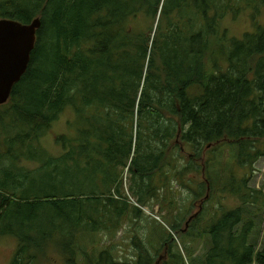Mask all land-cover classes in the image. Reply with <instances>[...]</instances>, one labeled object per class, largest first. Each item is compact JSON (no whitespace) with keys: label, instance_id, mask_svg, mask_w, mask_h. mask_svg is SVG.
<instances>
[{"label":"trees","instance_id":"trees-1","mask_svg":"<svg viewBox=\"0 0 264 264\" xmlns=\"http://www.w3.org/2000/svg\"><path fill=\"white\" fill-rule=\"evenodd\" d=\"M234 1L0 0V19H42L29 67L0 107V235L21 239L12 264L139 223L126 171L140 206L163 191L174 208L177 183L195 198L208 188L236 199L203 231L202 212L193 221L211 246L200 264H264L251 241L264 208V181L251 185L264 157V23L227 38L222 20L238 12ZM243 3L264 10V0ZM67 110L76 133L56 137L55 155L41 138ZM133 243L135 264L155 262L142 239ZM182 261L169 254L164 264ZM88 264L129 263L107 249Z\"/></svg>","mask_w":264,"mask_h":264},{"label":"rangeland","instance_id":"rangeland-1","mask_svg":"<svg viewBox=\"0 0 264 264\" xmlns=\"http://www.w3.org/2000/svg\"><path fill=\"white\" fill-rule=\"evenodd\" d=\"M233 8L238 12L228 13L222 20V29L227 38H241L245 32L255 28L256 23H264V10L253 9L249 5L241 4V0H235ZM234 12V11H232ZM223 62L225 58H223ZM1 107V105H0ZM77 124L75 113L67 110L55 122L46 136L41 138V144L50 150L51 153L60 154L63 148L57 144L58 135H74L76 129L70 127V124ZM207 150V149H206ZM27 168L38 167L36 161H23ZM127 171L125 172L126 175ZM238 173L242 174V169ZM124 175L125 194L129 196L130 202L138 205L142 209L141 220L139 223L126 222L118 231L109 234L106 232H87L74 240L72 246L66 240L61 245H52L49 249L38 254V259H34L32 264H71L74 259L76 264H88L92 259L98 260L102 251L110 249L113 257L121 263L135 264L138 260L139 249L133 243L138 236L143 240L148 250L155 256L153 264H164L170 255L182 256L181 264H200L206 257L211 246L209 238L202 232H198L194 225V220L198 218L199 213L203 219L200 221L199 228L203 231L206 228V222L209 216L217 210V206L227 204V207H235L237 200L231 197H223L216 191H209L208 188L198 198L190 191H186L181 185L174 184L171 192V200L174 202V208L168 206L170 194L160 191L158 201L151 200L148 205L140 206L137 198L132 196L129 189L130 176ZM3 180V179H1ZM264 181V157L256 163V169L253 173L251 185L260 188ZM163 194V196H162ZM222 207V206H221ZM208 217V218H207ZM256 226L251 235V241L256 246L258 253L264 252V208L257 211L254 215ZM181 222L178 231L172 230L173 223ZM162 236H167L168 241L173 244L161 243ZM20 238L11 235H0V264H12L13 258L18 251ZM190 249V252H187ZM178 264V263H177ZM251 264H263L255 258Z\"/></svg>","mask_w":264,"mask_h":264},{"label":"water","instance_id":"water-1","mask_svg":"<svg viewBox=\"0 0 264 264\" xmlns=\"http://www.w3.org/2000/svg\"><path fill=\"white\" fill-rule=\"evenodd\" d=\"M41 26V17L29 23L0 19V105L10 100L14 86L26 73Z\"/></svg>","mask_w":264,"mask_h":264}]
</instances>
